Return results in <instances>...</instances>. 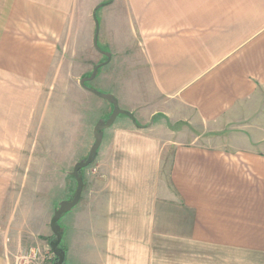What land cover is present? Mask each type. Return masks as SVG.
<instances>
[{"label": "crops", "instance_id": "obj_1", "mask_svg": "<svg viewBox=\"0 0 264 264\" xmlns=\"http://www.w3.org/2000/svg\"><path fill=\"white\" fill-rule=\"evenodd\" d=\"M69 42L115 64L108 84L120 91L109 92L133 114L103 131L74 255L200 264L206 246L225 264H264V0H0V79L45 81ZM6 176L0 164V216ZM2 231L0 264H10Z\"/></svg>", "mask_w": 264, "mask_h": 264}, {"label": "rangeland", "instance_id": "obj_2", "mask_svg": "<svg viewBox=\"0 0 264 264\" xmlns=\"http://www.w3.org/2000/svg\"><path fill=\"white\" fill-rule=\"evenodd\" d=\"M106 9L100 6L96 11L98 26L94 34L97 36L96 47L100 46L109 54L110 42L104 38L106 26L103 25V20L106 23L110 14L109 8ZM87 21L84 17L80 28ZM77 33L78 40H83L81 30ZM94 48L82 49L69 42L63 54L58 49L48 78L42 82L6 75L0 79V164L8 175L0 226L10 252V264H51L56 259L50 247L54 238L49 226L50 218L58 201L70 198L74 193L76 181L69 171L76 161L86 157L94 141L92 131L96 121L111 111V104L86 89L85 85L100 92L120 91L119 82L112 79L113 76H110L108 84V70L115 66L113 62L101 65L92 79L80 82L97 64ZM108 57L100 55L103 61ZM119 68L121 71L122 64ZM123 71V77L132 74L130 69ZM119 98L121 101L120 95ZM124 117L125 114H119L117 119ZM99 164L95 154L92 162L81 172L85 184L79 203L63 213L59 220L60 224L69 225L65 226L67 235L60 241V246L68 253L65 256L67 264H89L91 258L74 255L75 249L69 246L75 229L84 226L82 230L85 232L90 226V217L84 216L87 219L82 221L81 217L83 219L88 206L90 185L101 167ZM94 221H97L96 216ZM92 225L96 229L97 223ZM78 242L81 244L83 241ZM195 255L200 264L226 262L220 259L219 250L213 247L205 246Z\"/></svg>", "mask_w": 264, "mask_h": 264}, {"label": "water", "instance_id": "obj_3", "mask_svg": "<svg viewBox=\"0 0 264 264\" xmlns=\"http://www.w3.org/2000/svg\"><path fill=\"white\" fill-rule=\"evenodd\" d=\"M97 26L98 24L96 21V29H97ZM94 42L96 43V37H95ZM104 54L109 56V54H106L105 52ZM104 62L97 63L93 67L91 74L88 77H82L80 79V82L83 83L85 79H92L96 75L98 68L102 64H104ZM85 88L99 95L105 100H107L111 104V111L105 117L99 118L96 121V123L93 126V131H92L94 141L91 144L86 157L81 158L80 160L76 161L73 165L72 170L69 171V173L74 177L76 181V187H75L74 193L70 196V198H64V199L59 200L57 203V206L53 210V214L49 221V226L54 235V238L50 241V247H51L52 252L56 256V259L51 264H67L65 261V251L59 246V243L62 237V231L64 229V225L60 224L59 220L63 213L72 209L80 200L81 193L84 187L83 176L81 172L87 165H89L92 162L99 148V145L102 141L104 129L110 127L119 114H126L129 117L133 118L132 112L120 107V105L118 104L117 98L115 97L113 93L100 92L86 85H85Z\"/></svg>", "mask_w": 264, "mask_h": 264}, {"label": "trees", "instance_id": "obj_4", "mask_svg": "<svg viewBox=\"0 0 264 264\" xmlns=\"http://www.w3.org/2000/svg\"><path fill=\"white\" fill-rule=\"evenodd\" d=\"M82 176H83V174H82ZM83 182H84V176H83ZM84 184H85V182H84ZM60 244H61V243H59V246H60ZM60 247H62V246H60ZM62 249H64V248H62Z\"/></svg>", "mask_w": 264, "mask_h": 264}, {"label": "built area", "instance_id": "obj_5", "mask_svg": "<svg viewBox=\"0 0 264 264\" xmlns=\"http://www.w3.org/2000/svg\"><path fill=\"white\" fill-rule=\"evenodd\" d=\"M33 253L36 254V251H34ZM34 256H35V255H34ZM18 264H23V263H21V262L19 263V262H18Z\"/></svg>", "mask_w": 264, "mask_h": 264}, {"label": "flooded vegetation", "instance_id": "obj_6", "mask_svg": "<svg viewBox=\"0 0 264 264\" xmlns=\"http://www.w3.org/2000/svg\"><path fill=\"white\" fill-rule=\"evenodd\" d=\"M60 248H62V247H60Z\"/></svg>", "mask_w": 264, "mask_h": 264}]
</instances>
